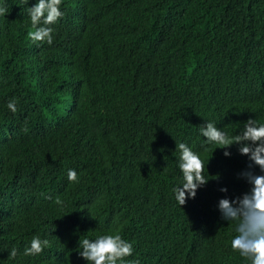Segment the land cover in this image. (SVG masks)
Returning a JSON list of instances; mask_svg holds the SVG:
<instances>
[{
    "label": "trees",
    "instance_id": "16d2710c",
    "mask_svg": "<svg viewBox=\"0 0 264 264\" xmlns=\"http://www.w3.org/2000/svg\"><path fill=\"white\" fill-rule=\"evenodd\" d=\"M35 3L0 0V264H88L79 241L106 234L125 264H251L218 209L250 161L200 125L264 124V0H62L51 45L28 36ZM179 143L209 179L184 206Z\"/></svg>",
    "mask_w": 264,
    "mask_h": 264
},
{
    "label": "clouds",
    "instance_id": "9594fccd",
    "mask_svg": "<svg viewBox=\"0 0 264 264\" xmlns=\"http://www.w3.org/2000/svg\"><path fill=\"white\" fill-rule=\"evenodd\" d=\"M62 0H36V3L28 8L30 20L34 31L28 33L33 42L46 41L53 43V28L64 13L61 11ZM7 7H0V15H9ZM8 108L15 112L16 102L9 101ZM201 134L208 143L222 145V149H229L233 145L238 146L240 155L247 156L250 163L247 168L239 173L249 185L248 192L235 198H221L218 201V209L222 219L236 222L237 235L231 241V247L239 252L242 257L251 261V264H264V124H258L255 119H249L244 123L243 130L238 134L229 136L213 122L200 125ZM180 151L179 168L183 173V184L173 189L175 198L180 206H184L188 199H194L197 191L207 185L209 179L204 176V163L200 156L184 143L176 144ZM225 157H230L229 151L224 152ZM258 167V174L254 169ZM70 181L77 180L75 170L68 171ZM218 179V177H217ZM219 191L227 193L226 187ZM59 203V201H57ZM47 240H41L38 236L31 240L30 247L24 250L25 255L41 253ZM82 251L79 255L88 264H125V257L131 256L134 249L131 243L119 234H106L95 240L84 238L79 241ZM16 249H12L9 255L15 257ZM129 264H139L132 261Z\"/></svg>",
    "mask_w": 264,
    "mask_h": 264
}]
</instances>
